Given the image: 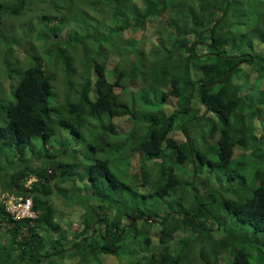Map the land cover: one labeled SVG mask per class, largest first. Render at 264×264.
Returning a JSON list of instances; mask_svg holds the SVG:
<instances>
[{"label":"trees","instance_id":"trees-1","mask_svg":"<svg viewBox=\"0 0 264 264\" xmlns=\"http://www.w3.org/2000/svg\"><path fill=\"white\" fill-rule=\"evenodd\" d=\"M73 1L86 2L51 0L56 13ZM32 4L57 23L34 33L20 24L28 0H0V163L12 167L0 171V264H188L177 232L211 244L200 254L208 264H264V0H90L110 24L99 30L78 9L85 33L71 36L62 34L70 12ZM150 22L157 42L145 51ZM122 118L129 131L116 128ZM182 165L214 175L218 193L202 196ZM189 191V210L160 219L139 206ZM26 196L36 217L15 218L6 201ZM59 198L80 207L78 222L60 225ZM216 200L249 233L224 230Z\"/></svg>","mask_w":264,"mask_h":264},{"label":"rangeland","instance_id":"rangeland-1","mask_svg":"<svg viewBox=\"0 0 264 264\" xmlns=\"http://www.w3.org/2000/svg\"><path fill=\"white\" fill-rule=\"evenodd\" d=\"M28 1L30 3L29 9L27 11L25 10L23 16L20 18V24L21 25L24 24V25H26L27 28H32L34 30V33H36V32L38 33L40 31V26H42V24L49 26L48 28H51V27H53L51 25L57 23L56 21H52V20H56V16H51L52 20H48V21L41 20L42 14L40 12L39 5L37 4V6H36L35 4H32V2H34L36 0H28ZM89 1L90 0H86V2L81 3L82 5H79V3L77 1H73L72 4L74 5V7H71L69 10L70 16L68 15V18L64 21L63 27L61 26L63 29L62 34L64 36L66 34L67 35L69 34L71 36L73 32H77V33H79V35L80 34L84 35L85 32L83 31V28L79 25L74 24L75 21L72 19V16L75 14V12L78 9H85L88 19H92L90 21L91 24L97 26L99 28V30H100L101 25L106 26V25L110 24V23H108V24L103 23L102 18L105 16L104 14H101L100 12H98V10H97V12H95V11H92L89 9L90 8L88 5ZM60 4H61V2H60ZM43 5L45 7V9H44L45 11L49 12V14L57 15L58 18H60V16H63L65 14L69 13L68 10L66 11L65 9L64 10L62 9L61 13H56L54 11L55 8L53 7L51 0H43ZM52 11H54V12L52 13ZM76 14H80V13H76ZM10 18L15 19L18 17H10ZM40 20H41V23H39ZM154 24H155V22L148 23V25H147L148 30H147L146 34L142 33L146 38V42L144 43L145 51H148L151 48V42H155V41L157 42L156 35L154 36V30H153ZM150 26H151V28H150ZM18 27L19 26L17 25L16 28L14 29V32L16 34H13V33H11V34L15 36L16 41L18 42L17 44L19 46H22L24 39L22 38L21 33L23 32V30L19 31ZM128 34H130V33H128ZM138 37L139 36H137L136 38H138ZM79 54L80 53H78L75 56L76 59L79 58ZM115 61H116L115 57L111 56L109 58V60L107 61V67L111 68L115 64ZM49 67L50 68L55 67L57 69V71L60 73L61 67L59 64H54V60H51ZM59 94L62 97L63 93L61 91L59 92ZM116 126H117L116 128H118L119 132L129 131L130 127H131L129 121H127L126 118H122L121 121L118 122V124H116ZM203 129H204L203 126L198 127V133L200 134L202 131L205 130V129L204 130ZM171 134L175 137H177L178 135L180 137H182L181 133H179L178 131H174ZM196 137H198V136H196ZM214 140H215V138H213L212 141H214ZM2 159L3 160L0 163L1 174L4 173L5 171L9 170V169H12V167L10 166V162L8 160V157L5 156ZM137 161H138L137 154L135 156L131 157V164H130L131 170H130V172L134 173L137 170V168H136L137 167ZM186 171L189 172L188 167H187ZM1 174H0V176H1ZM189 174H191L190 181L197 179V181H198L197 187L199 188V190L203 191L202 196L206 195L205 194L206 190L207 191L211 190L214 193H216V192L218 193L217 188L214 187V185L218 184V183H216V180L214 179V177H212L214 175H212L211 173L210 174L203 173L199 176H196L195 173H193V172L192 173L189 172ZM188 180H189V178H188ZM200 183H202V185ZM209 184H210V186H209ZM135 185H136V183L132 179L131 180V186L135 187ZM203 185L207 186V188H205ZM224 194L225 193H221L219 195L226 196ZM174 195H175V192H174ZM174 195H168V196L164 197L163 199H158V197H150L149 199L145 200L146 201L145 203H139V206L142 210L149 209V211H151V212H155V210L158 209V214H159V219H160V215L162 216L169 211L175 212L179 209L185 210L189 206H191L193 203L196 202L194 194H192V191L191 192L189 191V195L186 198H183L182 200L176 198ZM219 202H220L219 200H216L215 203L212 204V205H214L212 209H215V210H217L218 208L220 209L219 204H218ZM205 204H209V203L205 202ZM72 209H73L72 211L68 210L66 212L65 211H59L58 217L62 220V222L68 223V224L71 222H77V220L79 219V215L81 213V210H79V207H73ZM218 216L220 217V220L222 221V223L226 222L224 230H226V231H232V230L239 231L242 235H246V233H249L245 226H243L232 215L224 214L222 209H220ZM62 225H64V224L62 223ZM66 230H67V227H66ZM152 231L153 232L151 233V238H152L153 243L156 244V242H157L156 232L158 231V229H153ZM183 236H184V234L178 233L175 237L180 238ZM198 236H199L198 234H195L192 237L188 236V234L186 235L187 241L185 242V245H184L185 249L183 252L186 254L187 258H189V263L191 262L190 264H208L209 263L208 258L212 259L211 254L210 253L208 254V258H206L204 255H200V254H201V249L203 247H206V250H209L211 244L206 245V244L201 243L200 240L198 239ZM135 242L138 243L139 249L141 250L142 253L147 252V248L145 247L141 238L136 239ZM147 253H149V252H147ZM137 257L139 258L140 256H137ZM56 258H57V260H56L57 263L63 262V261H60V260H62V257L57 256ZM138 258H135V259L138 260ZM229 258H230L229 262H231L232 258L231 257H229ZM128 261L130 264V262H134V258L128 257ZM111 262H112L111 264H125L126 263V261L124 259L122 260L121 263L117 259L112 260ZM108 264H110V263H108Z\"/></svg>","mask_w":264,"mask_h":264},{"label":"clouds","instance_id":"clouds-1","mask_svg":"<svg viewBox=\"0 0 264 264\" xmlns=\"http://www.w3.org/2000/svg\"><path fill=\"white\" fill-rule=\"evenodd\" d=\"M228 2H229V0H228ZM227 6H228V3H227ZM227 10V9H226ZM51 150V149H50ZM55 159V158H54ZM58 159V158H57ZM182 168H184L185 170H186V167H184V165H182L181 166ZM187 167H189V166H187ZM187 172V171H186ZM188 173V172H187ZM188 180V179H187ZM34 181H36V179L35 178H30L28 181H27V183H26V187L27 188H30V185H31V183L32 182H34ZM188 181H190V178H189V180ZM207 188V187H206ZM215 188H217V190L220 188V186L219 185H217V186H215ZM207 191V190H206ZM206 195L205 196H207L208 195V193H205ZM54 197H56V195H53V198ZM13 199H10V200H8V201H6V204L9 202V201H12ZM26 200H28L29 202H30V205H31V207H30V213H29V216H27V217H23V218H26V219H33V218H35L36 217V213L33 211V202H32V198L30 197V196H26V197H24L23 198V200L22 201H26ZM203 203H205L204 201H203ZM55 205H56V208H57V216H56V219H57V221L60 223V225H61V219L58 217L59 216V211H68V210H70V211H72L73 209V207H78V206H76L75 204H71V205H67L66 203H64L63 202V200L62 199H58L57 200V202L55 203ZM191 208V206H189L188 208H187V210H189ZM79 210H81L80 209V207H79ZM186 210V209H185ZM81 213H82V210H81ZM80 213V214H81ZM80 216V215H79ZM23 218H21V219H23ZM150 219H151V217H149L148 218V221L150 222ZM79 221V219L77 220V222ZM128 221H129V223H128V228H130L131 227V222H130V216L128 217ZM74 223H76V222H71L70 224H74ZM66 224H68V223H66ZM234 232H236L237 233V231H235V230H233ZM178 233H181V232H177L174 236H176ZM239 234H240V232H239ZM184 236H186V235H184ZM183 236V237H184ZM181 238V237H180ZM157 243H158V235H157ZM152 251V250H151ZM150 251V252H151ZM229 260H230V258H229ZM187 263L189 264V261H187Z\"/></svg>","mask_w":264,"mask_h":264},{"label":"built area","instance_id":"built-area-1","mask_svg":"<svg viewBox=\"0 0 264 264\" xmlns=\"http://www.w3.org/2000/svg\"><path fill=\"white\" fill-rule=\"evenodd\" d=\"M20 202L15 204L12 201H9L7 203L8 205V210L12 213V215L15 217V218H23V217H27L29 216V213H30V202L28 200L26 201H22V199H19Z\"/></svg>","mask_w":264,"mask_h":264},{"label":"bare ground","instance_id":"bare-ground-1","mask_svg":"<svg viewBox=\"0 0 264 264\" xmlns=\"http://www.w3.org/2000/svg\"><path fill=\"white\" fill-rule=\"evenodd\" d=\"M34 206V205H33ZM7 208V207H6ZM34 208V207H33Z\"/></svg>","mask_w":264,"mask_h":264}]
</instances>
